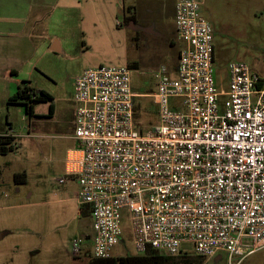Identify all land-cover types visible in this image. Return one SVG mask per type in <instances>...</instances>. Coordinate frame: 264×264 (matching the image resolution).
<instances>
[{
	"label": "built area",
	"instance_id": "built-area-1",
	"mask_svg": "<svg viewBox=\"0 0 264 264\" xmlns=\"http://www.w3.org/2000/svg\"><path fill=\"white\" fill-rule=\"evenodd\" d=\"M203 1L175 3L182 45L176 78L165 65L155 73L150 96L159 122L152 131L135 127L128 64L88 67L75 79L77 146L64 157L60 182L78 184L79 210L93 219V235L85 239L95 257L111 256L121 241L122 208L137 254L224 252L230 261L264 247V74L256 64L230 62L228 91H218L212 31L199 13ZM221 96L227 97L222 108ZM171 97L182 98L184 111L169 109ZM81 241L73 240L74 257Z\"/></svg>",
	"mask_w": 264,
	"mask_h": 264
},
{
	"label": "rangeland",
	"instance_id": "rangeland-1",
	"mask_svg": "<svg viewBox=\"0 0 264 264\" xmlns=\"http://www.w3.org/2000/svg\"><path fill=\"white\" fill-rule=\"evenodd\" d=\"M177 1L125 0V5L133 4L147 29L138 31V39L136 31L125 26L121 2L114 0L102 4L68 0L67 8L52 6L38 16L32 14L28 27L32 48L24 77L51 95L56 111L43 116L49 101L39 102L34 105L37 116L28 118L24 105L6 103L2 95L10 87L0 78V122L6 126L7 118L18 134L17 147L0 153V264H84L92 255V242L85 235H93V219L88 211H79L78 184L71 178L60 182L65 177L60 159L74 141L66 138L73 128L74 80L88 67L135 64L130 70L131 89L144 94L155 91L159 66L165 65L169 76L176 78L177 51L182 45L173 36ZM199 13L211 27L219 92L228 91L230 62L256 64L255 69L264 74V0H204ZM56 43L55 52L51 47ZM17 82L22 85L23 81ZM226 99L220 97L219 107ZM134 103L137 128L152 131L159 122L155 99L136 97ZM169 109L184 111L182 98H169ZM17 173H24V182L14 179ZM119 217L122 239L110 254H136L128 209L122 208ZM75 237L82 239L79 257L72 254ZM186 253L193 254L191 250ZM203 264H264V247L230 261L220 252L205 258Z\"/></svg>",
	"mask_w": 264,
	"mask_h": 264
},
{
	"label": "crops",
	"instance_id": "crops-1",
	"mask_svg": "<svg viewBox=\"0 0 264 264\" xmlns=\"http://www.w3.org/2000/svg\"><path fill=\"white\" fill-rule=\"evenodd\" d=\"M84 1L85 2L97 1L100 2V4L104 2V0H84ZM114 1L116 4L121 2L122 6L120 8L122 9V13L125 18V26L135 30L138 39V36L140 35L138 34L139 33L138 31H144L147 29L145 28V26H143L142 19H140V17L137 16L136 8L133 7V4L125 5V0H114ZM69 5L70 2H68V0H0V78L5 79L6 84L9 85L10 87L7 88L5 92L3 91L2 97L4 98V100L7 101V99L10 96L14 95L19 90L21 86L17 82L19 81V79L25 81L24 68L27 62L29 61L31 55L30 52L32 48V46L30 45L31 33H30V29L28 28L30 25L29 20L32 14H34V16L35 15L38 16L40 12L49 9L52 6L67 8ZM128 7L131 8L127 9ZM173 16H174V7H173ZM156 34L162 36L161 32H156ZM173 36L177 39L175 28H173ZM53 47L59 49L58 43H56ZM29 85L33 87L30 83ZM73 90H74V83H73ZM73 90L71 94V102L73 104L71 124L73 125V128H72V134L67 136L66 138L74 141L72 142L73 147H68L65 151V155L69 149L77 146L76 140L73 137V130L75 126V103L73 101ZM150 94L151 93L137 94V97H144V96L150 97ZM55 111L56 108L52 104V110L49 111V108H47V112L42 113V115L43 116L46 115L47 117L52 116L55 114ZM34 114L36 116L38 114L35 112V108H34ZM23 119L27 120L25 116L23 117ZM5 121H6V126L5 125L2 126L0 122V135L6 134L9 128L12 129L11 122H9L7 118L5 119ZM29 121L27 122L28 125H29ZM24 128L25 127H23V129ZM11 135H12L11 137L15 138L14 141L16 142V146H17L16 138L18 137V134L13 132ZM64 157L60 159V162L63 165V169H64Z\"/></svg>",
	"mask_w": 264,
	"mask_h": 264
},
{
	"label": "trees",
	"instance_id": "trees-1",
	"mask_svg": "<svg viewBox=\"0 0 264 264\" xmlns=\"http://www.w3.org/2000/svg\"><path fill=\"white\" fill-rule=\"evenodd\" d=\"M128 7L127 9H130ZM178 53V51H177ZM132 67L135 66L131 65ZM130 66V67H131ZM49 101V111L52 110V101L53 98L50 94L43 90H37L29 85L28 81H23L19 90L12 96H10L6 103H20L24 105V110L28 118L35 117L34 114V105L39 102ZM137 111V109H136ZM138 118V114L135 112L134 107V122ZM135 127L137 128V123L135 122ZM138 129V128H137ZM139 130V129H138ZM141 131V130H139ZM15 138L11 136L0 135V153L6 154L8 151L16 148ZM14 179L17 182H24L25 176L24 173L14 174ZM81 213L86 212L85 209L79 210ZM203 257L196 256L194 254L182 253L176 256H170L164 253H160L153 249H147L142 254H132L124 256H109L106 258H98L93 255H89L84 264H203Z\"/></svg>",
	"mask_w": 264,
	"mask_h": 264
},
{
	"label": "water",
	"instance_id": "water-1",
	"mask_svg": "<svg viewBox=\"0 0 264 264\" xmlns=\"http://www.w3.org/2000/svg\"><path fill=\"white\" fill-rule=\"evenodd\" d=\"M51 50L56 52V51H58V48L51 47Z\"/></svg>",
	"mask_w": 264,
	"mask_h": 264
}]
</instances>
